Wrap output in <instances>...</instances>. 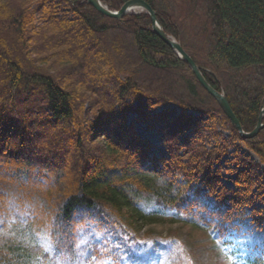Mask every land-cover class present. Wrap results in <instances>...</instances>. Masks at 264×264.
<instances>
[{
	"label": "trees",
	"instance_id": "obj_1",
	"mask_svg": "<svg viewBox=\"0 0 264 264\" xmlns=\"http://www.w3.org/2000/svg\"><path fill=\"white\" fill-rule=\"evenodd\" d=\"M100 1L118 11L132 0ZM141 1L167 36H191L184 50L251 133L264 103V0ZM130 115L156 131L166 156L127 125ZM258 203L264 129L243 139L146 14L114 20L84 0H0V264L98 257L78 248V231L106 215L133 242L138 221L166 220L224 247L247 219L264 222ZM168 239L198 264L178 234Z\"/></svg>",
	"mask_w": 264,
	"mask_h": 264
},
{
	"label": "rangeland",
	"instance_id": "obj_2",
	"mask_svg": "<svg viewBox=\"0 0 264 264\" xmlns=\"http://www.w3.org/2000/svg\"><path fill=\"white\" fill-rule=\"evenodd\" d=\"M168 5L169 10H165V12L174 13L173 3L169 2ZM193 33L198 38L200 32L194 31ZM181 36L183 37L184 33L181 32ZM185 39L186 41L182 44L174 40L192 60L190 54L184 50L185 46H189L188 40L191 39V36L185 35ZM200 46L201 49L206 47L203 42H200ZM165 109L179 111L172 105ZM134 121L135 132L139 138L153 145L152 153L154 155L157 157L164 156L161 140L156 131L149 128V125H146L135 115L128 116L127 125ZM228 121L231 127L235 129L230 120ZM241 130L243 131L242 127ZM223 134L227 137L229 133L224 132ZM243 151L246 150L243 149ZM223 176L225 178L224 184L231 187V183L228 181L230 176L227 174H223ZM263 208L264 203L256 205V211H263ZM250 213L251 209H246V214L249 215ZM256 217L260 218V215H256ZM161 221L157 223L138 221L134 228L137 243L133 245L129 243V237L120 223L110 216L86 221L78 231V248L80 250L89 248V251H98L99 256L86 253L77 264H112L118 259L122 264H193L185 256L178 257L179 245L177 242L168 239L172 233L181 237L188 251L198 259V264H264V222L256 224L247 219L241 225L240 231L230 230L228 232L226 240L228 244L220 247L206 229L191 228L184 224L166 220ZM47 240L43 234H38L39 244L49 250L50 244Z\"/></svg>",
	"mask_w": 264,
	"mask_h": 264
},
{
	"label": "water",
	"instance_id": "obj_3",
	"mask_svg": "<svg viewBox=\"0 0 264 264\" xmlns=\"http://www.w3.org/2000/svg\"><path fill=\"white\" fill-rule=\"evenodd\" d=\"M86 3L90 5L92 8H94L98 13L107 16L112 17L116 19H121L125 15L129 14L131 11L138 10V11H145L152 23V29L155 32V34L166 44L168 45L172 51L176 54L178 59L186 64L195 78L197 79L198 83L203 87V89L215 99V101L218 103L220 108L222 109L225 116L230 120L232 126L239 132L240 136L243 139H251L255 137L259 131L264 128V107L262 105L261 111H260V117L258 119V123L252 133L247 134L244 133L241 130V126L239 122L237 121L236 117L234 116L233 112L231 111V108L227 102V99L223 93H219L215 91L213 88L209 86V84L205 81L203 78L200 68H198L195 63L190 59V57L182 50L180 45L173 40L172 38L167 37L164 33L162 28L159 26L157 19L155 17V13L151 10V8L143 1L141 0H132L127 3H125L121 9L117 12H111L109 9H107L105 6L101 4L99 0H86Z\"/></svg>",
	"mask_w": 264,
	"mask_h": 264
},
{
	"label": "bare ground",
	"instance_id": "obj_4",
	"mask_svg": "<svg viewBox=\"0 0 264 264\" xmlns=\"http://www.w3.org/2000/svg\"><path fill=\"white\" fill-rule=\"evenodd\" d=\"M85 1V3H86V0H84ZM100 1V0H99ZM101 2V1H100ZM87 4V3H86ZM103 6H105L107 9H109L106 5H104L103 3H101ZM88 5V4H87ZM148 5V4H147ZM88 6H90V5H88ZM149 6V5H148ZM91 7V6H90ZM150 7V6H149ZM151 8V7H150ZM94 9V8H93ZM121 9V8H120ZM119 9V10H120ZM95 10V9H94ZM118 10V11H119ZM151 10L153 11V9L151 8ZM96 11V10H95ZM111 12H114V13H117L118 11H113V10H110ZM97 12V11H96ZM154 13H155V11H153ZM140 13H144V14H146L148 17H149V15L145 12V11H138V10H134V11H131L129 14H127V15H125L123 18H125L126 16H129V15H133V14H140ZM100 14V13H99ZM102 15V14H101ZM104 16V15H103ZM105 17H107V16H105ZM155 17H156V13H155ZM107 18H110V19H114V20H122L123 18H121V19H116V18H112V17H107ZM149 19H150V17H149ZM156 19H157V17H156ZM150 22H151V19H150ZM157 22H158V19H157ZM158 24H159V26L161 27V25H160V23L158 22ZM151 28H152V23H151ZM162 28V27H161ZM163 30V29H162ZM152 31H153V29H152ZM154 32V31H153ZM155 33V32H154ZM163 33H164V31H163ZM165 34V33H164ZM166 35V34H165ZM167 36V35H166ZM167 37H169V36H167ZM169 38H172V37H169ZM173 39V38H172ZM174 40V39H173ZM200 72H201V74H202V71H201V69H200ZM203 76V75H202ZM195 77V76H194ZM204 78V77H203ZM196 79V78H195ZM197 80V79H196ZM198 82V81H197ZM226 97V96H225ZM228 102V101H227ZM263 105V107H264V103L262 104ZM173 106V105H172ZM173 107H175V108H177L176 106H173ZM261 108H262V106H261ZM164 109V107H161V108H158L157 110H156V113H160V112H162V110ZM178 109V108H177ZM167 110H173L175 113H177V115L178 114H180V110L179 111H176L175 109H167ZM261 111V110H260ZM188 114H190L191 116H197V114L196 113H194V112H191V111H189V112H187ZM193 114V115H192ZM224 114V113H223ZM225 115V114H224ZM259 117H260V115H259ZM259 119V118H258ZM229 120V119H228ZM258 123V122H257ZM160 138V137H159ZM161 140V139H160ZM161 144H162V142H161ZM153 146V145H152ZM205 147L207 148V150H211L212 148H214L215 147V143H214V141H210V142H208L207 143V146L205 145ZM162 148H163V145H162ZM163 152H164V156H166V153H165V150H164V148H163ZM230 152H233V150H231Z\"/></svg>",
	"mask_w": 264,
	"mask_h": 264
}]
</instances>
